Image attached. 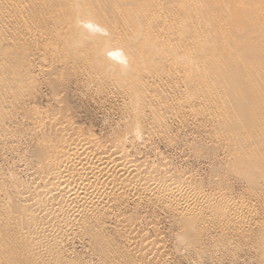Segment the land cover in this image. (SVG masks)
I'll return each mask as SVG.
<instances>
[{
  "label": "bare ground",
  "instance_id": "1",
  "mask_svg": "<svg viewBox=\"0 0 264 264\" xmlns=\"http://www.w3.org/2000/svg\"><path fill=\"white\" fill-rule=\"evenodd\" d=\"M257 11H264V0H0V162L13 150L31 178L21 182L16 168L8 176L13 170L6 167L5 176L0 168V264H170L164 229L158 226L162 220L174 232L175 244H183L185 256L198 263L205 257L214 262L219 253L235 257L242 245L264 264V221L248 202H235L214 186L204 189L194 183L195 174H172L158 158L149 161L152 136L161 133L164 140L165 122L152 101L158 94L155 82L152 86L140 68L146 57L139 55H149L155 46L153 26L192 30L213 25L222 14L233 19L231 29L241 37L254 39L256 23L264 27V13L259 17ZM253 13L258 18L250 17ZM120 27L137 29L135 40L131 30L120 33ZM204 36H196L198 53L209 45ZM163 44L166 49L153 56L157 63L180 53L178 46ZM135 46L142 53L132 51ZM219 50L210 53L220 55ZM260 58L243 55L241 61ZM204 64L191 81L202 90L210 74L217 72L223 87L236 72L213 59ZM69 68L78 71L71 73L72 80L61 81L63 74L70 76ZM254 85L255 94L241 87L223 89L224 108L232 105L238 114L229 112L218 123L228 132L224 162L259 201L264 192V83ZM75 93L108 113L104 134L80 124L73 101L68 100L71 106L66 102Z\"/></svg>",
  "mask_w": 264,
  "mask_h": 264
},
{
  "label": "rangeland",
  "instance_id": "2",
  "mask_svg": "<svg viewBox=\"0 0 264 264\" xmlns=\"http://www.w3.org/2000/svg\"><path fill=\"white\" fill-rule=\"evenodd\" d=\"M253 1L259 2V0H253ZM258 12L259 11H257L256 13H258ZM256 13L251 14L250 17L253 16L252 18H256V17L258 18L259 15H260L259 17H262V14L264 13V11L259 12V15ZM254 15H256V17ZM109 24L113 25L111 23H109ZM233 24H234L233 19L228 18V16L222 14L218 17L217 22L214 23L213 25L206 26V27L205 26H200V27L196 26V28H192V30H190V28H188V27H185L184 25L171 27V29L168 27L161 26V25L153 26L152 32H154L156 34L157 38H155V41H154L155 46L153 44V46L150 48L151 51L149 49V51L153 53V54H151L149 52V55L151 57L147 53L148 50L146 51L147 54H145V52L142 53V52H140V50H137L138 48H136V46L140 48L141 43L137 44L135 47H132L134 49L136 48L135 50L133 49L132 51H136L137 53L140 52V53H142V54H139L141 57H144V55L146 57L145 63L144 64L140 63L141 65H144V66L140 67V68H142L143 71L147 72L146 73V75L148 77L147 81H149L152 86H154L153 82H155V87L158 91V94L154 98H152V101L156 106L159 105L157 108L160 111L162 110L161 115L163 114V119L165 122V125L163 127V135L165 136V138L163 136L164 140L162 139V137H160V136H162L161 133H159V134H161L160 136H158L159 134L158 135L155 134L154 136H152L153 138H152V142H151V146H150L151 151L148 150L149 154L147 156L151 159V160L149 159V161H153V160L157 161L158 160V161H160L159 162L160 164L163 163V165H164L163 168H165V169L168 166V169H170V170H168V169H166V170L169 172L171 171L172 174L175 173L177 175L179 173V175L187 177L191 173L190 177H192V178H193V176L197 175L193 178L195 181L194 183H196V181H197L196 184L199 183L200 184V185L198 184L199 186H201V187L204 186L203 187L204 189H207V188L211 189L212 186H214L212 189H222V191H224V193L229 198L231 197L230 199H233V201L236 200L235 202H239V201H241V199H242V201L243 200L245 201V202L243 201L244 203L248 202L247 204L249 206L247 204H246V206L253 207V209L255 210V213L259 214V217H261V219H263V221H264V213L262 214V212H264L263 211L264 210V203H263L264 202V195H262V194H264V192L263 193H262V191L260 192L259 201H258V199H256L254 197V195L251 193L250 190L249 191L246 190V189H249V187H247V186L244 187L242 182L236 180V177L234 176V174L231 172L230 168L228 167L229 164L228 163L226 164V162H224L225 156L227 153V152L225 153V151L230 150L229 143L226 140H224L225 139L224 136H227L225 133H228V132L227 131L225 132L224 129L220 128V125L218 122H220V120L225 119L227 116H230L229 112H230V114L232 113L231 116L237 115L238 109L232 105L229 107H225V108H228L229 111L224 108L223 104H225V102L222 99L223 89L224 88H228V89L231 88L232 89V88L241 87L242 91H248L249 93L255 94V93H257V87L254 84L255 83H264V27L261 28L260 27L261 25H259L260 23L259 24L256 23L257 24L256 27L258 29L257 28L254 29L255 30L254 39H250V40L248 39L247 40V39H244L243 37H241V35L239 34L240 33L239 31L231 29ZM114 25H116V24H114ZM107 26H105V27H107ZM122 28H125V27H120L117 30L120 33L123 32V33H126L128 35H130V33H131V35H130L131 40L134 41L135 39H133L132 37H134L137 34V33L134 34L137 29L134 28L135 29V31H134L133 28H132L133 30L128 29L127 27L125 29H122ZM121 29H122V31H121ZM127 29L129 31L131 30L130 33H127V32H129ZM125 30H127V32ZM171 31L173 32L172 37H170L168 35L169 32L171 33ZM220 31L226 32L228 34L220 35ZM197 34L205 35L203 37V39H205V41L206 40L210 41V42H207V43H209V45H208L207 49H205L204 52L198 53V51H197L198 43H199V39H200L199 37L198 38L196 37ZM128 38H129V36H128ZM139 38H141V37H138V39ZM132 41H130V42H132ZM138 42H140V41H138ZM163 43L165 45L166 44L169 45V47L171 45H173L171 47H174V45L178 46V50H180V53L177 54L176 57L175 56H168V58H166V59H168V61L162 60L163 63H162V61L157 63L156 60L154 61L153 56H155L159 50L161 52V51H164V49H166V47L163 48V46H162ZM215 48L220 49L218 51V52H220L219 53L220 55H213L212 56V54L210 53L211 49H215ZM27 49L29 50V52H30V50H32L31 53L34 52V54H36V51L33 50L34 47L32 48V45L28 44ZM161 49H163V50H161ZM243 55H255V56L258 55L261 58L255 60L252 63L245 64L241 61V58ZM170 57H173L172 60L170 59ZM90 59L91 58H89L88 60H90ZM212 59H213L214 64H215V61L218 62V65L219 64L220 65L225 64V63L230 64L233 68H235L236 72L231 77L227 75L228 76V78L226 80L227 84H226V86H223V87L220 86L222 84L220 82L221 78L218 76V73L216 72L215 74L214 73L210 74L209 77H210L211 81L208 83L207 86L204 87L205 89L202 90L203 87L200 86L199 82H197V81L191 82L192 78L195 76L193 74H196L195 71L197 70V68H198V70L203 69L204 66L207 65L204 63L205 62L206 63L211 62ZM153 61L155 63H153ZM140 64L138 65V68H139V66H141ZM190 68H192L193 71L190 72V70H189ZM79 70H81V69H79ZM77 71H76V69L71 70V68H69L68 71H65V72H69L70 76L63 74V76H65V78L63 76H60V78H61L60 80L63 82H67L68 79L72 80V77H71L72 74H74V72H77ZM66 76L68 79L66 78ZM62 77L64 78V80L62 79ZM69 77H71V78H69ZM224 83L225 82H223V84ZM70 89L72 90V88H70ZM199 90H201V91H199ZM202 91L204 93H202ZM41 92H42L43 98L45 96L47 97L48 93L44 87H41ZM77 93L72 94V96L70 95L69 98L66 100V102L71 103V101H68L69 99L72 100L73 102H75V104L72 102V105H74L72 108L75 109V111H76L75 113H76V116L79 117L80 124L84 125L87 128L90 127L91 130H94L96 134L100 133L98 131H101V133L104 134V132L106 130L102 124H103V120H105L108 117V113L106 111H103V110H97L95 107H93L90 104V102H87L88 103L87 104L85 101H81L79 94H77ZM194 94H196L197 97H194ZM74 97H76L77 100ZM76 101L77 102L79 101L78 104L76 103ZM260 101H262V105L264 106V93L261 95ZM81 102H82V104H81ZM83 102L86 103L85 106H84ZM37 103H38V107H39L40 105H44L45 102L43 99L42 102H37ZM79 104H80V106H79ZM89 104H90V106H89ZM114 104H117V102ZM245 104L247 105L248 103H245ZM69 105L71 106V104H69ZM76 105L78 108H76ZM244 105L240 111L244 110ZM86 106H88V107H86ZM79 107H81V108H79ZM77 110H78V112H77ZM82 111L86 114H84ZM77 113H80V114H77ZM82 113L86 117L89 114L90 117L88 116V118L84 119L85 118L84 116H82V117L80 116V115H83ZM261 114L264 116V110L261 111ZM81 120L83 123H81ZM88 120H90V121H88ZM100 120H102V121L100 122ZM94 122L97 123V124H95V126H93V127L89 126L91 124L94 125ZM85 124H87L88 126ZM100 124H101V126H100ZM164 128L166 130H164ZM219 129H221V130H219ZM222 131L224 132V135H220V134H223ZM221 136H222V138H221ZM218 137H220L221 139H219ZM216 142H217V144H216ZM220 143L228 144V145H223V146H225V147H223L222 144H220ZM217 146L220 149L217 148ZM220 146H222L223 148ZM193 152H194V154H193ZM220 152H221V154H220ZM11 153H12V155H10V156L8 155L9 157H7V159H6L7 163H6V160H3V162H0V166L2 164H4V165H2L3 167L2 166L0 167L1 170L4 169L5 176H6V173L8 171L7 168L8 169L11 168V170H13L12 171L13 173L9 170L7 173V176L9 174H15L16 172H18L15 175H17V178L19 177V180L21 182L24 181L25 183H30V179H31L30 176L23 173L22 168H21L22 167L21 164L19 163V161L17 162L18 159L16 157V155H17L16 152H14L12 150ZM13 153L16 155H14ZM19 153H21V152H19ZM223 153H225V154L223 155ZM154 155L156 156V158L154 157ZM194 155H195V157H194ZM222 155L224 158L222 157ZM219 156H221L220 158H223V159L221 160L219 158ZM14 157H15V159H14ZM199 157H202V158H199ZM12 159L14 161H16L17 163L14 162ZM15 163H16V165H15ZM7 164L8 165L10 164L9 166H11V167L7 166ZM209 164L212 166V168ZM212 164L215 165V170L218 171L220 169V171H221L220 175L223 174L222 176L219 175V171H218V174H216L217 171H216V173L214 172L215 170H214V166ZM224 164H226L225 166L228 165L226 167L227 172L224 170V169H226L224 167ZM221 165H223V166H221ZM17 166H18V168H17ZM217 167H221V168H217ZM15 168L17 169V171L15 170L16 172H14ZM5 169H6V171H5ZM177 169H179V170H177ZM1 170H0V172H1ZM225 172H226V174H225ZM2 173H3V170H2ZM227 173H229V174H227ZM231 173H232V175H230ZM20 174H22V176ZM23 174L26 175L27 177H24ZM184 174H186V175H184ZM192 174H195V175H192ZM217 176L219 178H217ZM198 177H199L200 181H199ZM210 178H211V180H210ZM212 178H214V180ZM227 178L230 180H228ZM215 179H216V181H215ZM219 179H220L221 184H222V182L224 183L222 185L223 187L222 186H216V185H221L219 182H217V180H219ZM221 179H223V180H221ZM226 179H227V181H226ZM216 182H217V184H216ZM207 183H208V185H207ZM213 183H214V185H212ZM228 184H230V185H228ZM227 185H228V187H227ZM224 187H226V189H224ZM228 189H230V190L228 191ZM230 191H232V192H230ZM248 192H250L251 194ZM227 193H229V194H227ZM253 197H254V200H253ZM238 198L240 199L239 201H238ZM262 200H263V202H262ZM261 210H262V212H261ZM258 211H259V213H258ZM260 215H262L263 218ZM164 221L162 220L158 226L161 230L164 229L163 230L164 235H162V237L164 236V238H165V245H167V246H165V249L167 248L166 251L169 252L170 264H260L261 263V260H258L257 257L253 256V254L251 252L247 253V249L249 250L248 247L242 246V245L240 246V247H242L240 250L235 249L238 252V255L234 254L235 257L234 256L230 257L224 253H219L220 255L221 254L222 255L220 256L218 254V259H219V260L217 259L218 261L214 260V262H213V261L209 260V257H205L206 261L203 258L202 259L203 261L201 260L202 262L200 261V263H198L199 261L197 262L196 260L192 259L191 256H187V257L185 256L186 253L182 249L183 244L181 242L175 244V242L173 240V233L174 232H170V230H168L169 228L167 227V223H165ZM230 242L232 243V241H230ZM234 247H235V245L233 246V248ZM76 250L78 251L79 249H76ZM176 250H178V255L176 258H174L173 255L175 254ZM236 251H234L233 253H235ZM170 252H171V254H170ZM170 255H171V257H170ZM224 256H226L228 258H226ZM236 256H238V257H236ZM172 257L174 259H172ZM257 260H258V262H257Z\"/></svg>",
  "mask_w": 264,
  "mask_h": 264
},
{
  "label": "clouds",
  "instance_id": "3",
  "mask_svg": "<svg viewBox=\"0 0 264 264\" xmlns=\"http://www.w3.org/2000/svg\"><path fill=\"white\" fill-rule=\"evenodd\" d=\"M86 27H88V26H86Z\"/></svg>",
  "mask_w": 264,
  "mask_h": 264
}]
</instances>
